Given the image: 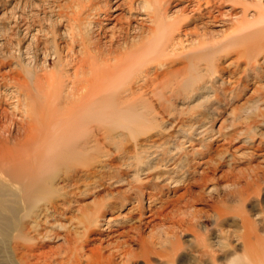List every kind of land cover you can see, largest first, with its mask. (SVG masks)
I'll return each mask as SVG.
<instances>
[{
    "label": "rangeland",
    "instance_id": "rangeland-1",
    "mask_svg": "<svg viewBox=\"0 0 264 264\" xmlns=\"http://www.w3.org/2000/svg\"><path fill=\"white\" fill-rule=\"evenodd\" d=\"M71 1L0 0L2 72L13 76L18 62L26 78L56 72L69 94L73 54L83 56L70 36ZM156 1L163 25L132 21L144 36L129 35L153 43L119 73L122 84L103 86L118 95L59 105L65 146L82 156L39 170L63 167L58 207L42 202L25 216L19 205L21 237L0 233V264H224L234 251L264 264V0ZM112 17L95 40L109 45L132 19L127 7ZM17 116V127L28 120ZM85 214L91 225L81 224Z\"/></svg>",
    "mask_w": 264,
    "mask_h": 264
},
{
    "label": "bare ground",
    "instance_id": "bare-ground-1",
    "mask_svg": "<svg viewBox=\"0 0 264 264\" xmlns=\"http://www.w3.org/2000/svg\"><path fill=\"white\" fill-rule=\"evenodd\" d=\"M137 2L138 0L71 1V8L73 10L68 16V19L72 21L73 26L72 24L69 25L72 26L70 36L74 40H72L73 44H78L81 47L83 56L77 58L76 54H73L71 63L73 68H76V71L72 76H68L71 81V87H69V94L65 96L61 92V87L58 82L60 76L58 73L36 74L35 76L37 78L34 77L33 79H30L28 75L26 78L24 72L20 70L24 65H20L21 62H18V65L21 67L16 68L12 76L8 72L1 71L2 66L7 64L8 60L3 61L4 59L0 58V90L7 89L9 91L11 87L15 91V94L11 96L0 91V233L7 235L9 239L21 237V233L14 232L13 229L15 220L20 219L19 205L24 204L23 210L26 214L25 216L33 215L35 213L33 209L37 205L42 204V202L49 201L51 207L55 210L58 207L56 202H54L56 191L53 190V184L63 174V167L57 169V172L52 171L45 174L39 173V170L45 168L47 165H64L68 167L72 158H81L82 156V154H77L74 149H67L65 146L64 132H62L61 126L64 115L59 108L62 100H65V102L67 100L72 102L78 101L82 104H90L92 102L100 104L114 97V95H118L111 92L112 90L102 92L104 90V84L110 83L114 87L117 84H122L124 80L120 79L119 73L122 76H126L124 73H127L129 68H133L134 70L136 64L133 65V63H130L131 60L140 51H145L147 45L153 43V39L152 41H145L143 38L135 43L130 41V34L140 35V37L144 36V33H141L144 30L140 27L137 29L131 22L139 20L146 22L153 21L156 23V26L161 25L163 22L158 20V12L159 9L163 10L165 8V4L157 5L158 2L156 0H140L138 4ZM193 2L191 1L190 3ZM123 7H127V11L132 19L126 20V26H120V28L114 31L113 35L111 34L112 36L108 41L109 45L106 42H101V40H95L92 35L97 33L95 36L101 37L102 33H104L106 26L103 24V21H111L110 19L113 18V13L122 11ZM22 19L23 15L15 16V22ZM139 24L144 25L143 23ZM27 28L30 30L31 27ZM156 29L152 27L150 32ZM23 30L25 31V29ZM137 30L139 31L137 32ZM39 32L41 33L42 30L37 31L36 35L32 36L36 41L39 40ZM23 34L25 35L26 32ZM145 38L147 39V37ZM115 42L118 44L119 42L123 43L115 46ZM167 46L166 43L164 47L167 48ZM57 54L59 55V52ZM71 63L69 62V65ZM67 64L64 63L63 66L65 67ZM8 77H10L11 81ZM32 80H37L36 86H33ZM21 96L25 97L24 101L21 100ZM10 99H14L16 104L18 103L13 113L10 111L11 108L8 110L3 106L4 104L11 106ZM94 112L95 109L90 108L83 113H85L86 118H89V115L95 114ZM17 114L28 119L25 120L22 117L23 121L19 123L20 125L18 127L16 124ZM52 126L55 127V131L52 130ZM16 131L18 134L15 135ZM51 146H53L52 152H54V155L46 156L43 151ZM45 210L47 211L49 208L46 207ZM92 220L91 214H85L80 219V222L81 224L91 225ZM243 227H245L247 232L249 231L251 228L249 219H244ZM69 243L71 244L72 241L69 240Z\"/></svg>",
    "mask_w": 264,
    "mask_h": 264
},
{
    "label": "clouds",
    "instance_id": "clouds-1",
    "mask_svg": "<svg viewBox=\"0 0 264 264\" xmlns=\"http://www.w3.org/2000/svg\"><path fill=\"white\" fill-rule=\"evenodd\" d=\"M262 214V213H261ZM258 215L257 217L261 216ZM223 241H219L218 245L222 243ZM217 245V246H218ZM229 247L225 249V251H229L231 249V243L230 241L228 242ZM234 254L229 257L228 259L225 260L224 264H253V261L251 258L244 252H233Z\"/></svg>",
    "mask_w": 264,
    "mask_h": 264
}]
</instances>
